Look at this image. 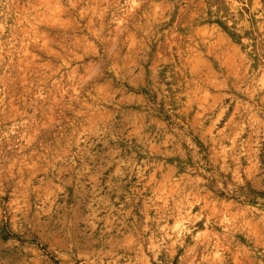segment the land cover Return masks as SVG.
Returning <instances> with one entry per match:
<instances>
[{
	"label": "rangeland",
	"instance_id": "rangeland-1",
	"mask_svg": "<svg viewBox=\"0 0 264 264\" xmlns=\"http://www.w3.org/2000/svg\"><path fill=\"white\" fill-rule=\"evenodd\" d=\"M0 264H264V0H0Z\"/></svg>",
	"mask_w": 264,
	"mask_h": 264
}]
</instances>
